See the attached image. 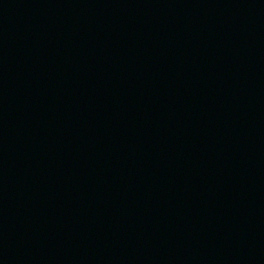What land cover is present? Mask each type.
Here are the masks:
<instances>
[{
  "label": "water",
  "instance_id": "1",
  "mask_svg": "<svg viewBox=\"0 0 264 264\" xmlns=\"http://www.w3.org/2000/svg\"><path fill=\"white\" fill-rule=\"evenodd\" d=\"M0 264H264V0H0Z\"/></svg>",
  "mask_w": 264,
  "mask_h": 264
}]
</instances>
